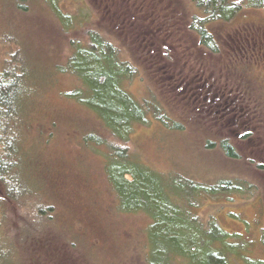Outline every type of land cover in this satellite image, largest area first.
I'll list each match as a JSON object with an SVG mask.
<instances>
[{"label":"rangeland","instance_id":"374dc122","mask_svg":"<svg viewBox=\"0 0 264 264\" xmlns=\"http://www.w3.org/2000/svg\"><path fill=\"white\" fill-rule=\"evenodd\" d=\"M242 4L230 22L209 25L218 43L210 51L195 30L204 13L192 0H0V70L23 48L31 59L33 163L50 194L45 214L32 211L28 223L17 221L12 204L0 208V230L15 243L11 264H149L152 219L121 210L104 172L108 151L119 145L152 170L200 186L245 182L236 192L203 193L193 211L238 237L228 245L238 251L234 259H264V8ZM91 30L134 66L124 90L159 101L169 124L150 111L122 142L76 100L84 80L62 69L80 45L91 47ZM235 97L244 104L239 114L229 107ZM92 135L105 145L84 141ZM223 138L240 158L225 155Z\"/></svg>","mask_w":264,"mask_h":264},{"label":"trees","instance_id":"16d2710c","mask_svg":"<svg viewBox=\"0 0 264 264\" xmlns=\"http://www.w3.org/2000/svg\"><path fill=\"white\" fill-rule=\"evenodd\" d=\"M192 1L204 13L200 18L201 24L195 26L199 40L210 51H216L218 43L209 25L218 21L230 22L245 4L242 0L241 3L233 0ZM246 4L264 8V0H246ZM90 32L88 45L91 47L80 45L62 69L84 80V87L81 86L79 93L75 94L76 100L86 104L97 115L98 123L122 142L130 140V128L135 122L141 123L142 119L147 121L150 111L161 122L169 124L170 118L163 113L159 101H137L122 87L126 80L135 76V68L123 59L121 49L107 39L101 42L100 38L105 37L102 34L94 30ZM15 58L18 59L16 63L11 60V66L5 64L0 70V208L12 204L17 221L28 223L32 211L45 214L42 201L48 200L50 194L41 183L38 174L41 167L33 163V151L37 144L30 138L34 133L37 94L30 71L31 59L29 55L25 56L24 48ZM233 100L238 104L228 102L229 107L236 109L237 106L239 114L243 110V101L241 97ZM248 112L252 113L253 109ZM85 138L87 143L103 146L104 142L96 136ZM220 144L230 159L241 157L228 139L223 138ZM128 151L122 145L109 150L104 172L121 210L144 212L152 219L150 240L156 244V249L151 253L152 260L147 259L149 264H178L182 259L195 264H264V259L251 261L243 256H240L243 259L238 256L240 260L234 259L238 251L228 245L235 244L238 237L224 231L214 217L203 221L193 211L196 207L193 201L202 197L203 193L236 192L247 188L245 182L225 180L210 187L200 186L194 180L152 170ZM45 166L43 164L42 167ZM46 177L51 176L47 174ZM8 216V211L2 212L3 222ZM33 238L30 244L37 242L36 236ZM14 246V240L0 230V264L16 263L12 255Z\"/></svg>","mask_w":264,"mask_h":264}]
</instances>
